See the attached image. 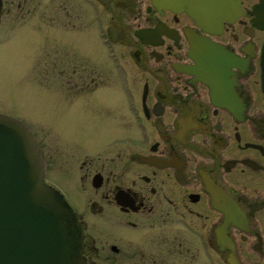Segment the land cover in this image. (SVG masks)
<instances>
[{"label":"flooded vegetation","instance_id":"af4514ba","mask_svg":"<svg viewBox=\"0 0 264 264\" xmlns=\"http://www.w3.org/2000/svg\"><path fill=\"white\" fill-rule=\"evenodd\" d=\"M82 6L117 94L93 90L92 139L56 135L90 155L36 140L84 264H264V0H0V28L28 43Z\"/></svg>","mask_w":264,"mask_h":264},{"label":"rangeland","instance_id":"374dc122","mask_svg":"<svg viewBox=\"0 0 264 264\" xmlns=\"http://www.w3.org/2000/svg\"><path fill=\"white\" fill-rule=\"evenodd\" d=\"M65 18L66 23L54 30L31 29L36 37L28 43L20 29L0 28V113L25 123L45 150L47 139L55 150L68 148L80 159L91 152L60 142L57 136L73 143L92 139L93 120L86 119L93 116V90L117 94L118 78L94 20L92 30L89 10L73 7ZM72 65L81 75L69 76ZM73 82L83 87L65 95L62 87ZM99 137L103 135H98V142Z\"/></svg>","mask_w":264,"mask_h":264},{"label":"water","instance_id":"95a60500","mask_svg":"<svg viewBox=\"0 0 264 264\" xmlns=\"http://www.w3.org/2000/svg\"><path fill=\"white\" fill-rule=\"evenodd\" d=\"M260 67L264 92V43ZM44 165L27 125L0 113V264H84V223Z\"/></svg>","mask_w":264,"mask_h":264}]
</instances>
